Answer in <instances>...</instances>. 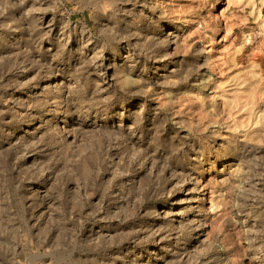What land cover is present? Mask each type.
<instances>
[{"label": "rangeland", "instance_id": "1", "mask_svg": "<svg viewBox=\"0 0 264 264\" xmlns=\"http://www.w3.org/2000/svg\"><path fill=\"white\" fill-rule=\"evenodd\" d=\"M225 2L0 0V264H264V0Z\"/></svg>", "mask_w": 264, "mask_h": 264}, {"label": "bare ground", "instance_id": "2", "mask_svg": "<svg viewBox=\"0 0 264 264\" xmlns=\"http://www.w3.org/2000/svg\"><path fill=\"white\" fill-rule=\"evenodd\" d=\"M235 1V0H234ZM224 6H223V8L221 9V12H220V14H221V16H223L224 14H225V12L227 11V9L229 8V6H230V0H226V2L223 4ZM228 36H229V33H227L224 37H223V41L225 42V45H224V47H225V50L224 51H228L229 50V47L228 46H230V41H228ZM232 41V40H231ZM222 60H223V58H220L219 57V59H218V61L216 60V62L214 63V67H216L217 68V66L218 65H220V63H222ZM235 60V59H234ZM224 61V60H223ZM238 61H240L239 59H238ZM238 61H236V62H238ZM241 62V61H240ZM213 67V68H214ZM221 67V66H220ZM214 70V69H213ZM218 71V70H217ZM215 72V71H214ZM218 74V73H217ZM217 74H215V75H217ZM219 74H220V72H219ZM221 75H223V74H221ZM220 75V78L222 77ZM215 78V77H214ZM219 78V77H218Z\"/></svg>", "mask_w": 264, "mask_h": 264}]
</instances>
